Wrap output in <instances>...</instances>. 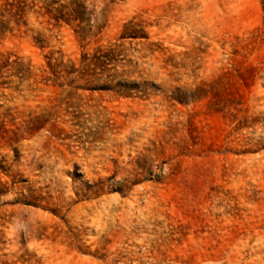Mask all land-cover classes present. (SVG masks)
Wrapping results in <instances>:
<instances>
[{
    "label": "rangeland",
    "instance_id": "1",
    "mask_svg": "<svg viewBox=\"0 0 264 264\" xmlns=\"http://www.w3.org/2000/svg\"><path fill=\"white\" fill-rule=\"evenodd\" d=\"M0 264H264V0H0Z\"/></svg>",
    "mask_w": 264,
    "mask_h": 264
},
{
    "label": "trees",
    "instance_id": "2",
    "mask_svg": "<svg viewBox=\"0 0 264 264\" xmlns=\"http://www.w3.org/2000/svg\"><path fill=\"white\" fill-rule=\"evenodd\" d=\"M79 7H81L83 9L82 10L83 12H79L77 9L70 8L69 6L68 7H62V9L60 10L59 19H55V17H54V20L55 21L63 20L66 23L69 22L70 20L77 21L79 23L77 32L80 33V35H84L89 30L86 29L85 26H83V27L80 26V24L86 22V19H84L85 8L82 5H79Z\"/></svg>",
    "mask_w": 264,
    "mask_h": 264
}]
</instances>
